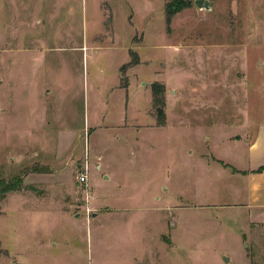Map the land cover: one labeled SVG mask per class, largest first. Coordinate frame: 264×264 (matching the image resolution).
Segmentation results:
<instances>
[{
  "label": "rangeland",
  "instance_id": "rangeland-1",
  "mask_svg": "<svg viewBox=\"0 0 264 264\" xmlns=\"http://www.w3.org/2000/svg\"><path fill=\"white\" fill-rule=\"evenodd\" d=\"M194 1L0 0V264H264V0Z\"/></svg>",
  "mask_w": 264,
  "mask_h": 264
},
{
  "label": "crops",
  "instance_id": "crops-1",
  "mask_svg": "<svg viewBox=\"0 0 264 264\" xmlns=\"http://www.w3.org/2000/svg\"><path fill=\"white\" fill-rule=\"evenodd\" d=\"M141 61L144 60L141 59ZM119 88L126 89L127 86L121 87L119 85ZM122 115L118 124H122L125 118V114ZM247 153V166L244 170H238L223 161L216 163L231 176H241L244 179L246 197L243 206L248 212L249 222L252 224H264V171L255 172L259 167L264 166V125L257 128L253 141L248 143Z\"/></svg>",
  "mask_w": 264,
  "mask_h": 264
},
{
  "label": "trees",
  "instance_id": "trees-1",
  "mask_svg": "<svg viewBox=\"0 0 264 264\" xmlns=\"http://www.w3.org/2000/svg\"><path fill=\"white\" fill-rule=\"evenodd\" d=\"M190 0H165L164 3V12L166 16V26L167 29L170 25L171 19L177 13L181 12L183 9L189 7ZM131 57V55H130ZM134 63L137 64V61L134 60ZM121 71V70H120ZM163 106V100L159 99L158 94L155 89H152V109L155 112H161V107ZM162 124H159L161 126ZM234 171V170H233ZM264 166L259 167L255 172H263ZM235 172V171H234ZM21 188L19 181H5L0 179V202L6 197L10 192L18 191Z\"/></svg>",
  "mask_w": 264,
  "mask_h": 264
},
{
  "label": "built area",
  "instance_id": "built-area-1",
  "mask_svg": "<svg viewBox=\"0 0 264 264\" xmlns=\"http://www.w3.org/2000/svg\"><path fill=\"white\" fill-rule=\"evenodd\" d=\"M78 181L80 184H85L87 181V163L83 166V170L79 173Z\"/></svg>",
  "mask_w": 264,
  "mask_h": 264
},
{
  "label": "water",
  "instance_id": "water-1",
  "mask_svg": "<svg viewBox=\"0 0 264 264\" xmlns=\"http://www.w3.org/2000/svg\"><path fill=\"white\" fill-rule=\"evenodd\" d=\"M194 5L196 6V7H198V8H201L202 6L203 7H207V4L206 3H202V0H195L194 1Z\"/></svg>",
  "mask_w": 264,
  "mask_h": 264
}]
</instances>
